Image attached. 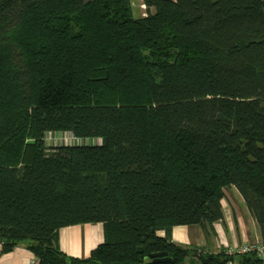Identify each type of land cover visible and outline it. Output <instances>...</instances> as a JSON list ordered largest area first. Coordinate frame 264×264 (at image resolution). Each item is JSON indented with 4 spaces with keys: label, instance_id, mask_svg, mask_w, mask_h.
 I'll return each mask as SVG.
<instances>
[{
    "label": "trees",
    "instance_id": "1",
    "mask_svg": "<svg viewBox=\"0 0 264 264\" xmlns=\"http://www.w3.org/2000/svg\"><path fill=\"white\" fill-rule=\"evenodd\" d=\"M132 1L0 0L1 254L264 264L171 240L224 223L232 188L264 239V0ZM57 132L83 141L47 145ZM85 223L104 242L66 254L60 230Z\"/></svg>",
    "mask_w": 264,
    "mask_h": 264
},
{
    "label": "crops",
    "instance_id": "2",
    "mask_svg": "<svg viewBox=\"0 0 264 264\" xmlns=\"http://www.w3.org/2000/svg\"><path fill=\"white\" fill-rule=\"evenodd\" d=\"M142 6V5H141ZM222 200L225 222H215L210 229L200 226H176L172 229V242L181 246H195L204 253H231L237 247L262 239L257 221L247 207L241 194L232 188ZM158 235L165 236L163 231ZM104 225L102 223L77 224L62 228L59 234L61 249L70 256L87 257L91 251L104 242ZM234 255V254H233ZM197 260V258H194ZM239 257L233 261L238 263ZM0 264H38L34 253L24 245L1 254Z\"/></svg>",
    "mask_w": 264,
    "mask_h": 264
},
{
    "label": "built area",
    "instance_id": "3",
    "mask_svg": "<svg viewBox=\"0 0 264 264\" xmlns=\"http://www.w3.org/2000/svg\"><path fill=\"white\" fill-rule=\"evenodd\" d=\"M142 6H144L142 4ZM143 9H145L143 7ZM62 133V132H59ZM71 136V140L65 141L66 144L72 145L75 143H79L82 142L83 140L77 139L72 133H67ZM86 142L88 143V139L86 140ZM98 142H101V140H99ZM233 254H239V255H245V254H254L256 257H259L261 259H264V239H260L259 241L256 242H249L246 243L240 247H237L235 250H232V254L229 253V255H233ZM225 264H234L233 261H228Z\"/></svg>",
    "mask_w": 264,
    "mask_h": 264
},
{
    "label": "rangeland",
    "instance_id": "4",
    "mask_svg": "<svg viewBox=\"0 0 264 264\" xmlns=\"http://www.w3.org/2000/svg\"><path fill=\"white\" fill-rule=\"evenodd\" d=\"M132 4H133L134 12L136 15H144L146 13L145 9H143V7L145 8L146 6L142 0H133ZM142 4L144 6H141ZM45 139H46L47 145H61V144H66L65 141L71 140V136L67 134L66 132L48 133L46 134ZM231 191L232 190H228L227 193L229 194L231 193Z\"/></svg>",
    "mask_w": 264,
    "mask_h": 264
},
{
    "label": "water",
    "instance_id": "5",
    "mask_svg": "<svg viewBox=\"0 0 264 264\" xmlns=\"http://www.w3.org/2000/svg\"><path fill=\"white\" fill-rule=\"evenodd\" d=\"M151 257L154 259L155 262L172 261V258L169 256V253L167 251L153 253L151 254Z\"/></svg>",
    "mask_w": 264,
    "mask_h": 264
},
{
    "label": "bare ground",
    "instance_id": "6",
    "mask_svg": "<svg viewBox=\"0 0 264 264\" xmlns=\"http://www.w3.org/2000/svg\"><path fill=\"white\" fill-rule=\"evenodd\" d=\"M100 139H97V142L99 141ZM98 143H100V142H98ZM227 193V192H226Z\"/></svg>",
    "mask_w": 264,
    "mask_h": 264
}]
</instances>
